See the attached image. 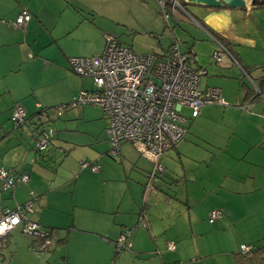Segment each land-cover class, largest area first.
<instances>
[{"label": "crops", "instance_id": "obj_1", "mask_svg": "<svg viewBox=\"0 0 264 264\" xmlns=\"http://www.w3.org/2000/svg\"><path fill=\"white\" fill-rule=\"evenodd\" d=\"M179 1L194 20L206 26L193 23L180 11L165 21L152 7L155 0H0V168L15 177L28 176L27 183L12 190L2 191L0 185V193L7 194L0 195V208L15 210L35 197L32 213L26 217L50 231L54 241L40 252L41 240L17 226L0 241L9 244L11 255L8 261L1 259V264H236L241 245L253 249L264 245V104L256 103L249 112L238 107L252 93V83L264 92V4L207 19L211 10ZM125 9L136 17L138 12L147 17L130 20ZM22 10L30 19L15 27L10 21ZM139 33L150 35L146 43L157 58L164 57L178 42L192 66L205 69L200 90L219 89L225 104L207 105L195 118L188 110L183 139L160 160L168 156L175 163L178 160L180 172L172 165L168 168L172 175L165 179L179 178L177 186L181 182L182 195H146V185L136 183H141L142 177L129 178L132 171L147 174L151 170L152 164L138 153L146 163L135 157H124L126 162L119 164L106 160L107 121L98 106L83 105L79 113L71 107L68 115L63 111L60 129L66 133L64 142L56 134L47 151L39 153L34 148L33 133L41 110L68 106L81 90L94 89L90 79L71 72L68 59L100 55L107 34L121 44L117 35L128 40V36ZM218 43L225 48L220 62L212 58ZM124 46L133 51L131 46ZM17 104L24 108L26 121L14 128L10 115ZM72 120H76L73 129L95 140L89 144L92 151L87 160L98 165V172L68 162L66 153L74 146L67 137ZM123 144L129 143L120 144L121 157ZM201 144L209 151L200 149ZM216 150L218 153L213 154ZM60 154L65 158L57 166L55 157ZM165 164L162 167H170ZM213 164L220 170L211 178L207 169ZM116 166L121 175L113 176L112 172L118 173ZM201 166L206 168L203 174L199 173ZM88 176L103 187L109 182L120 183L115 192L76 197L74 191ZM63 185L72 193L67 200L60 195ZM213 210H220L221 216L209 223ZM187 225L200 240L216 231L227 239L206 247L203 242L201 256L196 240L187 241ZM124 231H129V248L117 252L115 242ZM168 244L174 249H167ZM214 245L219 249L212 252L209 249Z\"/></svg>", "mask_w": 264, "mask_h": 264}, {"label": "built area", "instance_id": "obj_2", "mask_svg": "<svg viewBox=\"0 0 264 264\" xmlns=\"http://www.w3.org/2000/svg\"><path fill=\"white\" fill-rule=\"evenodd\" d=\"M155 2L165 21L168 22L176 10H180L196 23L182 9L178 0ZM29 19V13L22 10L10 23L15 27H22ZM104 41L103 52L99 56L68 59L71 72L90 79L94 87L90 91L81 90L68 106H98L107 121L105 133L110 144L109 155L118 156L120 144L129 143L140 157L152 164V174L155 176L163 172L161 158L181 141L186 133L188 120L181 114L182 109H188L190 116L195 118L206 105L223 106L225 104L221 92L211 87L200 90L199 83L205 69L193 67L190 56L180 52L178 42L170 47L164 57L157 58L153 54H135L130 48L119 44L117 38L111 34L105 35ZM223 52L225 48L219 44V49L212 54L213 60L220 62ZM258 102L264 104V92L252 83L251 97L238 107L249 112ZM66 108L67 106L62 105L50 111L61 117ZM38 117L33 142L35 149L42 152L49 147L54 131L47 125L50 121L47 109L41 110ZM25 121L24 108L15 105L10 115L11 124L18 128ZM79 165L81 169L99 171L98 165L87 161H82ZM27 181L28 176L25 174L15 177L11 171L0 168L2 191L12 190ZM34 200L35 197H32L15 210L0 208V241L21 225L25 234L41 240L39 251L54 244L50 231L42 229L39 224L26 217V214L32 213ZM220 216L219 210L211 211L209 223ZM128 235L129 231H124L116 240L117 252L129 248ZM167 249L173 250L174 245L168 244ZM240 252L250 256L252 247L241 245Z\"/></svg>", "mask_w": 264, "mask_h": 264}, {"label": "rangeland", "instance_id": "obj_3", "mask_svg": "<svg viewBox=\"0 0 264 264\" xmlns=\"http://www.w3.org/2000/svg\"><path fill=\"white\" fill-rule=\"evenodd\" d=\"M155 3L153 2V5ZM152 5V7H154L155 11H158V7L156 6L157 4H155L154 6ZM186 5V4H185ZM187 6V5H186ZM126 11V9H125ZM127 12V11H126ZM126 16L128 17V19H134L135 18L137 19H146L147 16H145V14L143 13H140L138 12V15L137 17L132 13L130 14L129 12L126 13ZM193 16H195L197 19L199 20H203V18H200L199 15L197 14H194L193 13ZM127 20V19H126ZM196 23H198V25L200 26H206L205 24H201L199 23L197 20H195ZM197 25V24H195ZM197 25V26H198ZM184 27L190 29L189 27L190 26H187L186 24H183ZM199 28V27H198ZM182 29L184 31H186L183 27ZM180 30V29H179ZM118 37L121 38V45L124 46L125 44L126 45H129L131 46V48L133 49V52L137 55H144V54H150V52H152V48L148 46V44L146 43V37H149L150 35L148 34H144V33H139V34H133V35H130L128 36V38L130 39H125V37H122V36H119L117 35ZM132 39V40H131ZM104 40V39H103ZM126 40V41H124ZM105 43V41H104ZM182 46V45H181ZM182 48V47H181ZM158 50V49H157ZM156 50V51H157ZM59 106H62V105H53V106H49L47 107V111H48V116L50 118V121L49 123L47 124L48 126L52 127L53 129H55L54 131V134H53V139L55 138L56 134H59V139L62 140V142H64L65 139V136H66V133L63 132L64 129H60L61 128V122L64 120L65 116L64 115H68L69 112H71L73 109H75L74 113L78 112L79 113V107L81 106H76L74 107L72 110L69 106H67V108H70L68 110H64L65 114L61 117H57L53 112L50 111V109L52 108H55V107H59ZM85 106H89V105H85ZM207 106V105H206ZM205 107V106H204ZM218 107V106H216ZM63 112V113H64ZM182 115L183 116H188L189 115V111L188 109L186 108H183L182 109ZM53 120V121H52ZM76 120H72L69 122V126L68 127V138L69 139H72L70 140L71 143L74 145L73 146V149H71L70 151L68 149H66L67 153H66V157H68V162H71L73 164H75L76 166H78L80 168V162L82 161H87V157H88V154L92 151L91 147L89 146V144H94V139H90V136L87 135L86 133H81V132H77L75 129H73V126H74V123H75ZM83 123L80 122L79 125H82ZM214 125V124H212ZM105 133V131H104ZM34 135V133H33ZM102 136V135H101ZM105 137H106V134H105ZM98 138V137H97ZM90 140V141H89ZM105 143H107V141H105ZM34 144V143H33ZM107 146V144H106ZM71 146L68 145L67 148H70ZM190 148V147H188ZM110 149V144L108 145V149L106 150V154H105V158L107 161H112V162H115L117 164L119 163H125L126 160H124L123 158L126 157V158H136L138 160H140L142 163H146L144 162L143 160H141L137 154V151L129 144H123L121 146V154H122V157L121 156H111V155H108V151ZM200 149H206L209 151V149L204 146L203 144H201V147ZM215 151V149L212 150V152ZM71 152V153H70ZM51 153H52V150H51ZM62 153V152H61ZM218 153V151L216 150V152H214L213 154H216ZM210 154V152H209ZM55 155V154H54ZM65 158V155H61L60 154V157H55L56 159V163H57V166L60 164L61 161H63ZM206 158H209L208 156H206ZM207 162H209V159H205ZM166 162V166H170V167H163L164 168V173H160V174H156L155 176L152 174V165H151V170L146 173H142L141 174V171H132V174L131 176H129V178L132 180V176L134 175L135 177L137 176H141L142 177V180H141V183L139 181H135L137 184H141V185H146L145 186V192L147 191V193H145L146 195H148L149 193H161L162 195H182L181 194V182H178V186H177V181L178 179L177 178H174V181H168L165 179V177L167 176H171L172 174H169L168 172V168H172V165H175L173 167V169L176 168V171L177 172H180L181 170V166L180 164L178 163V160L177 162L175 163V159H169V156L167 158H165L163 161H160V163L162 164L163 166V163ZM113 166V164L111 165ZM223 165L221 164V167ZM114 167V166H113ZM117 167V166H116ZM81 169V168H80ZM209 173L211 172V175L210 177L211 178H214L216 176V172L218 170H220V167L219 166H215L214 164L212 166H210L207 170H209ZM77 170V168H76ZM117 170H118V173L115 174L114 172L111 173V175L113 176H116V175H121V171H120V168L117 167ZM134 170V169H132ZM206 171V168L204 166H201L200 168V171L199 173L200 174H203L205 173ZM89 172V171H88ZM76 174V173H75ZM75 174L72 175V177L74 178L75 177ZM161 177H162V182L165 181L164 183L166 184H163L161 182ZM135 180V178L133 179ZM123 181H125V179H123ZM120 182H117L115 184L109 182L108 185H106L105 187H103L102 185L99 184V182H93L92 181V178H90L89 176L87 177V179L85 180V183L80 186V187H77L76 190L74 191V195L76 197H81L80 195H88L89 193H92V194H95V195H103L104 192H108V191H111V192H115L117 191L116 190V187L119 185ZM162 183V184H161ZM162 186V187H161ZM184 186V184H183ZM67 188H69L67 185H63L62 187H60V195L64 198V199H68L70 195H72L71 193V190H67ZM160 190V192H159ZM0 195H7L6 193H0ZM80 208L78 207L77 210H79ZM205 209L204 208H201V212H203ZM203 215H199L198 218L202 217ZM182 217V220H186L187 221V217L183 218ZM47 229V228H46ZM204 230V229H202ZM195 231L191 232L190 229H189V226L187 225L185 227V234L186 236L189 237V239L187 240L188 242L190 240H192V243H193V240L195 239L196 240V243L198 244L197 248H200L201 246H204L203 242L205 243V247H206V244L209 246L211 243H214L216 241L220 243L224 242L227 238H226V235L224 233H221L219 231H216L215 233H212L211 235H206L205 238H201V240L199 239L200 237L198 236H193V233ZM9 247V244L7 242H5V240H3V242L0 244V260L1 259H4L5 261H8L9 258H10V250H8L7 248ZM219 248L214 245L212 246L209 250L212 251V252H215L216 250H218ZM201 252L203 255L201 256H204V250L202 248H200ZM39 251V249H38ZM40 252H43V251H40ZM187 261L190 260L189 258L186 259ZM1 264V262H0Z\"/></svg>", "mask_w": 264, "mask_h": 264}, {"label": "water", "instance_id": "obj_4", "mask_svg": "<svg viewBox=\"0 0 264 264\" xmlns=\"http://www.w3.org/2000/svg\"><path fill=\"white\" fill-rule=\"evenodd\" d=\"M184 2L211 10L206 16L207 19L213 15L220 16L223 13H229L232 9H245L247 6L264 4V0H249V3L246 0H184ZM207 19H204L205 23H208Z\"/></svg>", "mask_w": 264, "mask_h": 264}, {"label": "trees", "instance_id": "obj_5", "mask_svg": "<svg viewBox=\"0 0 264 264\" xmlns=\"http://www.w3.org/2000/svg\"><path fill=\"white\" fill-rule=\"evenodd\" d=\"M217 38H218V40L220 42H223L224 41V39L221 38V37H217ZM251 94L252 93H249L248 94V98L246 100H248L251 97ZM47 149L45 151H47ZM45 151H42V152H45ZM37 152H39V151H37ZM42 152H39V153H42ZM235 263L236 264H264V245L261 246V247H256L255 249H253V247H252V254L250 256L244 255L241 252L238 253L237 255H235Z\"/></svg>", "mask_w": 264, "mask_h": 264}, {"label": "flooded vegetation", "instance_id": "obj_6", "mask_svg": "<svg viewBox=\"0 0 264 264\" xmlns=\"http://www.w3.org/2000/svg\"><path fill=\"white\" fill-rule=\"evenodd\" d=\"M179 4L181 5L182 9L185 10V8L183 7V4L178 0ZM176 11H180V10H176ZM186 11V10H185ZM182 12V11H180ZM183 13V12H182Z\"/></svg>", "mask_w": 264, "mask_h": 264}]
</instances>
